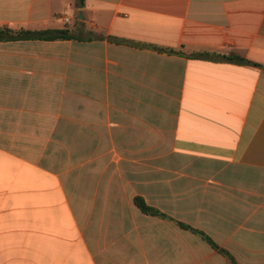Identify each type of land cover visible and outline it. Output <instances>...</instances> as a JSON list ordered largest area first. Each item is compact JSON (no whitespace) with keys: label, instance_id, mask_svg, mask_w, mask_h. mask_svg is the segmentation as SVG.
Segmentation results:
<instances>
[{"label":"crops","instance_id":"0c3cea01","mask_svg":"<svg viewBox=\"0 0 264 264\" xmlns=\"http://www.w3.org/2000/svg\"><path fill=\"white\" fill-rule=\"evenodd\" d=\"M75 1L0 0L76 37L0 41V264H264V0Z\"/></svg>","mask_w":264,"mask_h":264},{"label":"trees","instance_id":"16d2710c","mask_svg":"<svg viewBox=\"0 0 264 264\" xmlns=\"http://www.w3.org/2000/svg\"><path fill=\"white\" fill-rule=\"evenodd\" d=\"M76 8L82 9L85 6V0H76ZM76 37L68 29H59V30H44V31H30V30H18L14 31L8 28H0V41H14V40H42V41H55V40H72ZM154 51L159 53L166 54H180L176 50L164 48L155 45H147ZM231 61L240 63V64H251L246 58L240 55L237 52H232L229 56L225 57ZM135 204L137 207L144 213L158 216L161 218H167V216L156 209L149 207L143 198L136 197ZM179 225L185 229L191 230L196 234L201 235L214 249L220 252L225 258H227L229 264H238L235 258L225 249L218 246L209 236L205 233L195 230L188 225L179 223Z\"/></svg>","mask_w":264,"mask_h":264},{"label":"built area","instance_id":"2783aa9c","mask_svg":"<svg viewBox=\"0 0 264 264\" xmlns=\"http://www.w3.org/2000/svg\"><path fill=\"white\" fill-rule=\"evenodd\" d=\"M66 21L69 22L70 20L67 18Z\"/></svg>","mask_w":264,"mask_h":264}]
</instances>
